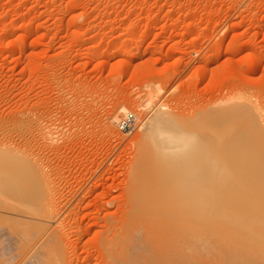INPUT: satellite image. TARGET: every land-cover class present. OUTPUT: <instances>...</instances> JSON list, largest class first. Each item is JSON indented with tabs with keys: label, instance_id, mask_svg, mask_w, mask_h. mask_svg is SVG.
Listing matches in <instances>:
<instances>
[{
	"label": "rangeland",
	"instance_id": "obj_1",
	"mask_svg": "<svg viewBox=\"0 0 264 264\" xmlns=\"http://www.w3.org/2000/svg\"><path fill=\"white\" fill-rule=\"evenodd\" d=\"M234 88L256 98L264 112V0H0V144L36 161L51 181L52 196L60 195L58 205L79 201L71 209L59 206V240L42 255L43 263L104 264L108 257L114 264L132 262L139 250L130 244L131 231L145 223L141 213V223L128 216L140 208L134 206L133 185L141 143L137 125L159 104L187 120ZM119 105L134 116L128 131L115 130L109 121ZM127 196H135L133 206ZM10 229H0V264H13L7 254L32 247L28 236L16 238ZM120 231L131 238L120 239ZM118 245L132 261L122 260ZM223 248L212 255L196 244L188 259L168 250L172 258L167 249L152 256L166 257L161 264L245 263L233 253L227 260L230 250L220 253ZM146 256L145 264L155 259Z\"/></svg>",
	"mask_w": 264,
	"mask_h": 264
},
{
	"label": "bare ground",
	"instance_id": "obj_2",
	"mask_svg": "<svg viewBox=\"0 0 264 264\" xmlns=\"http://www.w3.org/2000/svg\"><path fill=\"white\" fill-rule=\"evenodd\" d=\"M235 89L226 92L222 98L209 102L204 107L205 110L198 113L199 115L195 114L197 112L194 113L195 116L191 113L192 118L189 116L187 120L170 115L159 104L145 120L140 124L137 123V131L141 133V143L138 158L134 161L136 165H132H135L133 179L136 183L134 182L133 185L136 184V194H134L137 195V202L134 200L135 196L130 200H134V206L137 203L136 206L141 209L133 208L138 217L132 211L129 212L134 215L129 213L128 216L137 221L141 213L140 216L145 220V223L143 221L141 225L144 237L140 231L137 233L140 225L137 228L135 222L134 228L132 224H129L130 228H133H131L132 231L129 227V229L125 228L127 225L124 229L129 233L131 231L134 237L136 233L141 235L139 238H144L143 243L149 244L147 246L151 249L148 247V250H152L150 251L152 254H145L148 250L140 239L144 248L137 243L138 235L134 239L128 233L133 241L132 243L130 239L131 242L128 241V244L130 242L134 250H139L138 254L137 251L135 255L131 254L132 247L125 245L127 241H119L128 237L125 236L127 235L125 230H122L126 233L123 234L126 238H122L120 231L121 233H118L121 238L117 240L124 244L123 247L126 246V251L129 248V254L134 255L133 259L136 260L134 263L132 258L129 260L128 253L126 254L123 250L125 247L122 249L121 245L118 246L125 253L124 256L126 255L125 257L122 255L124 259L120 258L121 254H116L121 253L118 247L117 249L113 247L115 250L113 249L112 253L125 260L124 262H126L125 258L128 259L127 261H132L127 264H137V259L140 260L141 256L145 259L146 255L155 258L152 259L153 261L147 260L151 261V264L152 262L155 264L156 261L161 264L166 257H161L160 263L156 260L158 258L152 255H160L166 249L165 254H170L169 250L175 252L174 254L171 252L175 257L180 253L189 258L188 254H192V246L196 244L212 255H218L220 248L227 247L230 250L228 254H224L228 256H225L227 260L231 257L235 258L233 253L236 254L235 260L237 258L245 260L243 264H264V112L257 101L255 102L256 98L254 99L250 94L248 96L240 89L239 92L238 88ZM125 111L120 105L115 106L109 116L110 123L112 124L117 114ZM41 133L43 134L42 131ZM43 135L49 136L48 132H44ZM107 135L116 137V134L109 130ZM45 140L50 142L49 138ZM5 145L8 144L5 143ZM5 145L0 144V224L4 226V229H13L10 230L13 233L16 232V235L14 234L16 238L28 236L27 240L32 246L29 251L7 255L14 257L13 264H44V259L41 260L42 255L47 257V252L55 249L59 240L57 227L61 223L55 220L59 208L61 205H68L71 209L79 201L69 203L68 199L67 202L61 201L58 205L57 200L61 197L57 194L52 196L51 181L43 175L36 161L28 158L29 155L23 157V153L22 156L19 152L16 153L14 148ZM130 169L133 170V168ZM128 178L125 180L128 181ZM130 180L129 185H131ZM128 183L124 188L126 191ZM93 187L92 184L87 190L90 191ZM126 195L127 193L125 197ZM131 195L133 197V194ZM127 198L129 202V197ZM131 205L133 206V202L129 204ZM124 208L127 209V207ZM125 213L127 214L128 211L122 216H125ZM152 215L154 217H151ZM164 216L167 217L163 219ZM129 217L127 220L131 219ZM133 220L132 222L130 220V223H133ZM138 221L141 223L142 219ZM47 224L52 225L48 231H46ZM122 225L124 226L123 223ZM117 229L119 231V227ZM207 236L213 237L209 240ZM117 240L116 244H118ZM134 240L138 241L134 242ZM43 244H48L51 248L42 247ZM107 247L109 248L108 244ZM144 249L147 252L144 253ZM198 250L203 252L200 248ZM222 250L224 248L220 250V253L228 251ZM140 252H143L145 256L143 253L140 255ZM172 254H170L171 257ZM138 255L140 257H137ZM45 256L43 258H46ZM47 259L45 264H58V262H52L54 259L48 263ZM143 259L138 264H145L146 260ZM142 260L145 262L143 263ZM113 261L111 257H108L104 264H114Z\"/></svg>",
	"mask_w": 264,
	"mask_h": 264
},
{
	"label": "built area",
	"instance_id": "obj_3",
	"mask_svg": "<svg viewBox=\"0 0 264 264\" xmlns=\"http://www.w3.org/2000/svg\"><path fill=\"white\" fill-rule=\"evenodd\" d=\"M133 125L134 119L129 111L117 114L115 120L112 122L113 128L119 132L128 131Z\"/></svg>",
	"mask_w": 264,
	"mask_h": 264
}]
</instances>
